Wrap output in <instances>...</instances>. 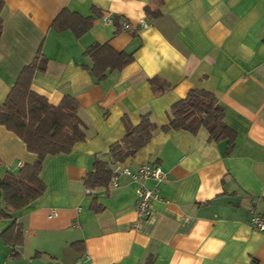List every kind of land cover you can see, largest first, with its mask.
<instances>
[{"label":"crops","instance_id":"crops-1","mask_svg":"<svg viewBox=\"0 0 264 264\" xmlns=\"http://www.w3.org/2000/svg\"><path fill=\"white\" fill-rule=\"evenodd\" d=\"M0 41V103L41 52L32 90L54 106L78 104L87 138L68 154L48 155L40 177L46 191L22 210L0 218V264H264V0H4ZM153 13L149 15L146 9ZM63 10L91 17L81 36L57 31ZM110 14L114 23L104 24ZM145 19L148 27L140 25ZM129 22L131 28L122 29ZM109 44L133 56L103 79L92 74L86 50ZM166 84L157 92L151 79ZM192 89L213 92L236 133L211 139L207 129L158 130L137 154L113 163L110 149L150 114L163 127L171 107ZM37 154L0 125V176L17 174ZM97 160L114 168L160 165L162 181L150 216L136 210L141 182L89 187ZM56 215L52 218V211ZM14 223L24 240L13 247L3 233Z\"/></svg>","mask_w":264,"mask_h":264},{"label":"trees","instance_id":"trees-1","mask_svg":"<svg viewBox=\"0 0 264 264\" xmlns=\"http://www.w3.org/2000/svg\"><path fill=\"white\" fill-rule=\"evenodd\" d=\"M4 0H0V41L3 34L4 19L2 11ZM149 15L153 13L146 9ZM91 17L63 10L53 23L57 31L73 30L78 36L86 33L92 26ZM86 55L94 61L92 74L98 79L106 77L107 72L122 69L133 61V56L114 50L109 44H94L86 50ZM46 69V58L40 52L35 60L26 66L18 77L4 103H0V125L17 134L29 151L37 154L33 164L24 165L17 174L6 173L0 176V218H8L39 199L46 191V184L40 174L48 155L68 154L77 143L87 138L85 125L78 116L79 104L72 96L54 106L32 90L35 72ZM157 92H163L166 84L158 78L151 79ZM127 133L120 143L110 149L113 163H123L134 157L145 147L158 130H186L197 133L205 128L213 140H229L231 145L236 133L225 121V108L218 97L204 89H192L185 98L176 102L169 112V123L159 127L150 114L142 117L134 126L125 120ZM114 176L113 168L107 162L97 160L94 172L86 178L87 186H108ZM3 240L13 247L12 257L19 256L15 247L22 245L24 236L22 226L14 223L3 235Z\"/></svg>","mask_w":264,"mask_h":264},{"label":"built area","instance_id":"built-area-1","mask_svg":"<svg viewBox=\"0 0 264 264\" xmlns=\"http://www.w3.org/2000/svg\"><path fill=\"white\" fill-rule=\"evenodd\" d=\"M102 21L104 24L114 23V18L110 14L102 16ZM140 25L144 28L148 27V23L145 19L140 20ZM131 28L129 22H124L122 24V29L128 30ZM114 176L112 178V184L118 185L119 179L122 176H130L134 180L141 182L137 189V200H136V210L141 218H146L150 216L152 210V202L154 200L160 199V195L157 188H148L143 181L147 179H153L155 181H162L166 176V172L161 168L160 165L152 164H141L136 168H131L124 165H116L113 168ZM56 215V211L53 210L50 218ZM251 225L259 230L264 231V215L253 214L250 219Z\"/></svg>","mask_w":264,"mask_h":264}]
</instances>
